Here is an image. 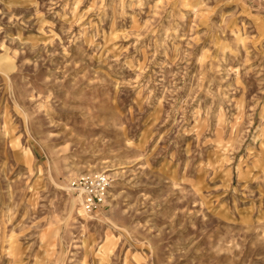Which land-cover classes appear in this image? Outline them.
I'll list each match as a JSON object with an SVG mask.
<instances>
[{"label":"rangeland","instance_id":"obj_1","mask_svg":"<svg viewBox=\"0 0 264 264\" xmlns=\"http://www.w3.org/2000/svg\"><path fill=\"white\" fill-rule=\"evenodd\" d=\"M0 264H264V0H0Z\"/></svg>","mask_w":264,"mask_h":264},{"label":"built area","instance_id":"obj_2","mask_svg":"<svg viewBox=\"0 0 264 264\" xmlns=\"http://www.w3.org/2000/svg\"><path fill=\"white\" fill-rule=\"evenodd\" d=\"M112 179L105 175L82 176L71 183V191L77 197L84 213L92 216L101 210L109 196Z\"/></svg>","mask_w":264,"mask_h":264},{"label":"bare ground","instance_id":"obj_3","mask_svg":"<svg viewBox=\"0 0 264 264\" xmlns=\"http://www.w3.org/2000/svg\"><path fill=\"white\" fill-rule=\"evenodd\" d=\"M76 199H77V197H76ZM78 200V199H77ZM78 203H79V201H78ZM80 206V205H79ZM81 207V206H80ZM82 210V209H81ZM79 212H82L83 214H85L84 213V211L82 210V211H79ZM86 215V214H85ZM88 216V215H87Z\"/></svg>","mask_w":264,"mask_h":264}]
</instances>
